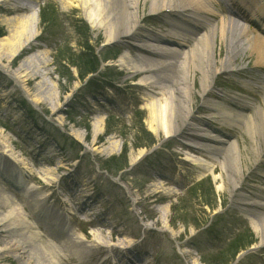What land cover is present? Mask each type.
Here are the masks:
<instances>
[{
  "label": "rangeland",
  "instance_id": "obj_1",
  "mask_svg": "<svg viewBox=\"0 0 264 264\" xmlns=\"http://www.w3.org/2000/svg\"><path fill=\"white\" fill-rule=\"evenodd\" d=\"M233 1L211 0L212 12L199 13L208 26L189 34L183 49L190 51L196 38L213 26V51L223 46L215 65L222 68L211 76L209 89L201 86L200 71L189 74V114L178 123L176 134L150 151L151 142H160L164 134L149 130L148 104L166 96L155 84L136 85L140 76L120 56L129 53L137 59L143 53L139 40L165 36L175 16H154L150 0H139L137 22L108 42L98 20L93 25L87 20L91 11L97 13L95 0H1L0 43L11 34L15 18L33 21L14 55L0 53V153L6 148L15 153L19 167H27L23 188L32 193L30 198L46 206L50 217H66L70 234L81 240L79 256L71 254L62 237L36 217L40 242L48 249L57 247L58 264H226L233 243L249 239L254 248L231 264H264V242L252 224L264 220V130L259 115L264 112V64L241 52L244 43L237 30L232 37L238 44L235 51L230 41L221 42L218 30L224 20L235 18L248 26L251 37L264 40V33L243 14L233 15L243 11ZM17 6L26 9L13 13ZM132 28L134 36H123ZM27 58H34L30 66ZM91 63H97L96 70L86 72ZM30 76L34 80L26 84ZM240 100H246L244 106ZM216 103L242 118L218 121ZM208 135L222 142L205 140ZM197 143L218 151L194 148ZM233 144L242 158L240 169L229 173L225 156ZM139 150L143 154L137 158ZM124 161L113 179L99 169L100 163L109 169ZM0 186L21 198L1 179ZM24 210L34 220L30 207ZM4 241L10 238L0 227V246ZM0 264L27 260L10 249Z\"/></svg>",
  "mask_w": 264,
  "mask_h": 264
},
{
  "label": "bare ground",
  "instance_id": "obj_2",
  "mask_svg": "<svg viewBox=\"0 0 264 264\" xmlns=\"http://www.w3.org/2000/svg\"><path fill=\"white\" fill-rule=\"evenodd\" d=\"M143 2L145 3L146 0H143ZM210 2L211 0H150L149 10L154 14L165 11L177 13L175 21H170L169 24L171 28H177L180 33L171 32L174 35L171 38L149 35L144 37L145 39L139 40L140 42L137 46L143 50V53H140L137 59H133L129 53L120 56L121 63L126 64L128 68L136 72V75L140 76L136 84L144 86L145 88L155 84L157 85L156 88L158 91H162L163 95L166 96L163 101L153 100L148 104L151 114L150 124L148 126L149 130L153 133H158L161 130L163 131L164 137L173 136L176 134V129L179 126L178 123L184 122V118L187 116L186 114L193 103L191 95L192 82L189 81V74L191 72L195 70L200 71V84L206 89L210 86L209 81L212 78L211 76L214 75V72L222 68L221 66L217 67L215 65V59L217 56H221L223 46L221 44L217 52L213 51L214 43H216L213 40L215 34V27L213 26L209 29V32L201 34L196 38L190 51L183 49L188 42V36L187 33L183 34L181 32L191 28L196 29L198 32L204 26H208L206 20L200 21L198 17H201L200 12L208 14L212 12ZM239 2L255 19L262 21L261 28L264 27V0H239ZM139 4V0H95V6L98 9L97 13L91 11L87 20L93 25L97 19V26L105 30L106 40L108 42H114L118 39L119 34L123 33L122 30L128 27L131 21L132 24L137 22L138 14L141 11ZM24 9L26 8L17 6L13 8L12 12L17 13ZM187 9L188 11H186ZM182 13L189 14L186 16L184 14L182 15ZM32 21L33 18L29 17H25V19L15 18L11 34L4 38V42L0 43L1 54L4 52H6V55L11 56L15 54L16 50H18L17 48L23 43L21 40L25 36L27 38L28 27L32 25ZM237 22L235 19L230 18L221 23L220 29L218 30L220 33L218 37L221 39V42L230 41L234 47L233 51H235L238 44L234 40L235 38L232 37L234 30H237L244 43L240 48L241 52H245V54L247 52V58H255L256 64H264V40L258 36L251 37L246 25H239ZM177 30L174 31L177 32ZM135 32L132 28L131 32L129 31L123 36H134ZM32 59L27 58L28 66L31 65ZM39 59L41 60L38 57L37 60ZM219 62L220 64H224L222 60ZM196 64H199L201 67L196 66ZM24 76L26 77V75ZM24 80L27 84L34 79L30 76ZM149 91L152 94L159 93L158 91ZM242 102L245 103L243 100ZM213 109L219 115L217 119L220 122H223L220 118L234 121L231 118L234 116L235 122H239L236 119L242 118V116L217 103L214 104ZM259 113L261 117L260 126L264 130V112L260 111ZM214 120L216 119L214 118ZM251 120H248L246 127L249 128L251 126L249 124ZM97 122H101V119L97 120ZM95 131H98V126H96ZM204 138L209 142H214L211 135ZM194 148L209 152L210 154H216L218 151V147L207 146L205 143H197ZM14 154L11 149L7 148L3 154L0 153V175L6 177L9 184L19 186L22 185L23 180L21 176L27 171V167L22 163L21 170H16V164L19 165V163ZM142 154L143 151L139 150L137 158L141 157ZM4 156L9 157V161H11H6L5 163ZM225 157V163L228 161L231 163L229 167L232 170L227 168L229 173L232 171L236 172V170L240 169L242 157L236 144H233L227 150ZM190 160L192 161L193 159ZM193 162V164H196L195 161ZM21 195L23 197V203L31 204L32 215H38V218L43 219V223L52 228L54 233L62 230L61 225L56 223L47 214L46 208L42 203L39 204L31 199L29 200L27 196L28 192L24 190L21 191ZM24 207V204L21 205L12 194H9L0 186V227L1 231L7 232L10 238V241H4L6 244L0 246V259L11 249L24 257L27 260V264H58V253L55 251L58 250L57 247L54 246L48 249L45 244L40 242L43 240L40 239V234L36 227L38 222L37 220H29ZM252 224L256 232L260 234V241L263 243L264 220L260 223L252 221ZM101 233L97 231V236L101 235ZM12 234L20 237H13L14 235L12 236ZM23 235L25 238H23ZM63 240V244L70 249V253L79 256L80 242L71 236L63 237Z\"/></svg>",
  "mask_w": 264,
  "mask_h": 264
},
{
  "label": "trees",
  "instance_id": "obj_3",
  "mask_svg": "<svg viewBox=\"0 0 264 264\" xmlns=\"http://www.w3.org/2000/svg\"><path fill=\"white\" fill-rule=\"evenodd\" d=\"M97 62V61H96ZM89 66L90 67H88V68H91V69H86L85 71L87 72L88 70L90 71V72H94L95 70H96V68H97V63H91V64H89ZM81 76H82V71H81ZM147 138H148V136H147ZM148 141H150L151 142V139L150 138H148ZM113 159V158H112ZM125 162L126 161H124V162H119V163H114V164H112V165H110L111 167H113V169H115V170H118V169H120L121 167H123L124 165H125ZM253 242V240H251V239H249L247 242H245V243H243V244H238L236 241L233 243V246H232V248H231V253H232V256L239 250V249H241V248H243V247H245L246 245H248V244H250V243H252ZM238 244V246H236L237 244ZM242 245V246H241ZM229 251V250H228ZM231 256V257H232ZM225 262H223V264H224Z\"/></svg>",
  "mask_w": 264,
  "mask_h": 264
}]
</instances>
